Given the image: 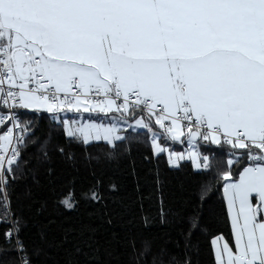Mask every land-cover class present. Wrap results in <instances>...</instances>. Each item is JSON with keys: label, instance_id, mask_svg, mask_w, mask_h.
<instances>
[{"label": "snow or ice", "instance_id": "1", "mask_svg": "<svg viewBox=\"0 0 264 264\" xmlns=\"http://www.w3.org/2000/svg\"><path fill=\"white\" fill-rule=\"evenodd\" d=\"M18 109L52 114L67 137L97 142L106 160L127 128L157 126L151 147L175 167L185 154L159 140L186 139L198 173L211 167L198 142L217 146L229 156L221 178L234 245L213 239L215 264H264V0H0V225L4 242H14L5 254H20L0 264H31L19 221L9 218L5 175L26 134H36ZM69 112L116 122L59 117ZM90 198L100 199L95 188ZM61 203L74 208V193ZM150 251L145 242L140 254ZM165 255L152 254L151 264H177Z\"/></svg>", "mask_w": 264, "mask_h": 264}, {"label": "trees", "instance_id": "2", "mask_svg": "<svg viewBox=\"0 0 264 264\" xmlns=\"http://www.w3.org/2000/svg\"><path fill=\"white\" fill-rule=\"evenodd\" d=\"M51 115L18 112L21 124L31 122L36 131L19 145L9 181L11 212L31 264H151L161 249L177 264H215L211 240L222 236L232 244L221 178L229 156L217 146H199L211 167L198 173L190 161L175 167L165 152L154 153L146 131L126 130L114 158L106 160L97 142L67 137ZM94 188L99 200L90 198ZM69 192L72 209L61 203ZM7 227L0 225V258L18 260L5 254L14 243L4 242ZM145 242L147 256L140 254Z\"/></svg>", "mask_w": 264, "mask_h": 264}, {"label": "crops", "instance_id": "3", "mask_svg": "<svg viewBox=\"0 0 264 264\" xmlns=\"http://www.w3.org/2000/svg\"><path fill=\"white\" fill-rule=\"evenodd\" d=\"M70 113H71V116H72V114L74 116L76 115L75 117L79 116V123L83 122V118L88 119V120H95V119L99 120L100 119V120H104V122H106L107 124H108V122H111V121L114 120L113 119L114 114L105 115L103 113H98V112H95V113L94 112H88V113H84V112H81V113L70 112ZM71 116H69V115L63 116L62 113L59 114L60 118H65V119H70ZM114 122H116V121L114 120ZM127 130H144V131H146L149 134V136H150L151 143H152V135H153V133L154 132L155 133H159L160 132V129L157 126H155V125H153L151 131H149L148 129H142V128H138V127L135 128V129L127 128ZM124 132H125V130H121L119 134L123 135ZM162 141H163V139L159 140V142L161 144H164ZM169 143L171 145V147L169 148L171 151H175L177 153H184L185 154V159L184 160L190 161V160L187 159V153L189 152V148H188L186 139L184 140V143L172 142V141H169ZM197 147H198V150H199V145H197ZM184 160H182V161H184ZM222 194H223V197H224V200H225V205H226V209H227V215H228L229 224H230V227H231V236H232V241H233L232 244H230V243L229 244H230V246H233L234 245V235H233V231H232V218H231V215L229 214V211H228V202H227V198L225 197L223 186H222ZM216 237H218V236H216ZM216 237H214L213 239H215ZM212 240H211V244H212ZM224 240H226V239L224 238ZM212 249H213V254H214V258H215V251H214L213 245H212Z\"/></svg>", "mask_w": 264, "mask_h": 264}, {"label": "rangeland", "instance_id": "4", "mask_svg": "<svg viewBox=\"0 0 264 264\" xmlns=\"http://www.w3.org/2000/svg\"><path fill=\"white\" fill-rule=\"evenodd\" d=\"M62 115L63 116H65V115H69V116H71V113L69 112V113H62ZM52 116V118L54 119V120H56V121H58V119L57 118H55L53 115H51ZM76 116V115H75ZM73 114H72V116H71V118L70 119H73V120H76L78 123H79V116L78 117H75ZM59 122V121H58ZM89 122H91V123H103V124H107L106 122H104V120H97V119H95V120H88V119H85V118H83V123H89ZM109 123H114V120L113 121H111V122H108V124ZM121 136H123V135H121ZM162 146H164V147H166V148H170L171 147V145H170V143H164V144H161ZM188 145V144H187ZM188 148H189V151H191L192 149L190 148V146L188 145ZM166 154H167V156L169 155V153L168 152H165ZM192 163V162H191ZM193 165V164H192ZM194 167V166H193ZM195 168V167H194Z\"/></svg>", "mask_w": 264, "mask_h": 264}, {"label": "built area", "instance_id": "5", "mask_svg": "<svg viewBox=\"0 0 264 264\" xmlns=\"http://www.w3.org/2000/svg\"><path fill=\"white\" fill-rule=\"evenodd\" d=\"M13 111H15V112L17 113V115H18L19 109H18V110H13ZM7 127H12V122H7ZM4 131H6V127H5V129H4L2 132H0V134H3ZM14 135H19V133H18V132H14ZM170 141H171V140H170ZM202 143H203V142L200 141V142H198V145L200 146ZM18 147H19V145H18ZM0 154H2V153H0ZM248 163H250V162H248ZM13 166H14V165H13ZM5 175L9 178V181H12V180H13V175H14L13 173H8V172L5 171ZM7 191L9 192V186H8ZM11 217H12V212L9 213V218L11 219ZM19 255H20V254H18V256H19ZM24 255H25V254H24Z\"/></svg>", "mask_w": 264, "mask_h": 264}]
</instances>
